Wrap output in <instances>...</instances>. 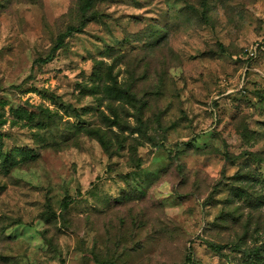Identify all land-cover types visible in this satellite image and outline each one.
Here are the masks:
<instances>
[{"label": "rangeland", "instance_id": "rangeland-1", "mask_svg": "<svg viewBox=\"0 0 264 264\" xmlns=\"http://www.w3.org/2000/svg\"><path fill=\"white\" fill-rule=\"evenodd\" d=\"M0 264H264V0H0Z\"/></svg>", "mask_w": 264, "mask_h": 264}, {"label": "trees", "instance_id": "trees-1", "mask_svg": "<svg viewBox=\"0 0 264 264\" xmlns=\"http://www.w3.org/2000/svg\"><path fill=\"white\" fill-rule=\"evenodd\" d=\"M89 6H90V1H88L85 4V7L83 8V10L85 11L86 9L89 8ZM82 25H83V22H81L78 26L68 27L65 32L59 34L58 37H57V39H56V42H55L54 46L51 49L50 54L45 59L46 60H49L51 58V56H52V53L62 46V44L64 42V39L67 36H69L71 33L76 32V31H79L82 28ZM63 207L65 209L67 207V199L66 198H64V200H63Z\"/></svg>", "mask_w": 264, "mask_h": 264}, {"label": "built area", "instance_id": "built-area-1", "mask_svg": "<svg viewBox=\"0 0 264 264\" xmlns=\"http://www.w3.org/2000/svg\"><path fill=\"white\" fill-rule=\"evenodd\" d=\"M259 46V43L255 44V46L253 47V50L250 51V55H254V52L256 50V48Z\"/></svg>", "mask_w": 264, "mask_h": 264}]
</instances>
